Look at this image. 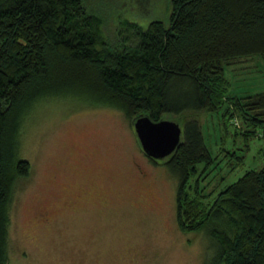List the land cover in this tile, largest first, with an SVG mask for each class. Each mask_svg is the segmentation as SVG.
<instances>
[{"label": "trees", "instance_id": "trees-1", "mask_svg": "<svg viewBox=\"0 0 264 264\" xmlns=\"http://www.w3.org/2000/svg\"><path fill=\"white\" fill-rule=\"evenodd\" d=\"M167 2V18L118 17L110 39L85 0H0V264H9L15 187L31 168L21 126L46 97L116 106L129 118L174 114L181 139L163 162L177 178L179 227L209 231L202 264H264V162L204 191L213 156L200 122L225 102L245 131L264 134V86L233 92L225 74L241 56L264 55V0Z\"/></svg>", "mask_w": 264, "mask_h": 264}, {"label": "rangeland", "instance_id": "rangeland-1", "mask_svg": "<svg viewBox=\"0 0 264 264\" xmlns=\"http://www.w3.org/2000/svg\"><path fill=\"white\" fill-rule=\"evenodd\" d=\"M85 2L102 16L110 39L120 16L145 23L169 10L167 0ZM225 74L233 92L264 86V55L241 56ZM226 105L200 115L213 156L202 169L204 191L264 162V134L250 135V125ZM136 135L116 106L60 97L34 104L20 131L19 151L31 168L12 198L9 264H202L212 253L209 231L179 227L177 178L163 162L167 156L148 158Z\"/></svg>", "mask_w": 264, "mask_h": 264}, {"label": "water", "instance_id": "water-1", "mask_svg": "<svg viewBox=\"0 0 264 264\" xmlns=\"http://www.w3.org/2000/svg\"><path fill=\"white\" fill-rule=\"evenodd\" d=\"M133 126L144 151L155 158L169 155L181 139L182 126L173 118L153 119L139 113L133 118Z\"/></svg>", "mask_w": 264, "mask_h": 264}, {"label": "flooded vegetation", "instance_id": "flooded-vegetation-1", "mask_svg": "<svg viewBox=\"0 0 264 264\" xmlns=\"http://www.w3.org/2000/svg\"><path fill=\"white\" fill-rule=\"evenodd\" d=\"M130 120H131V123H132V126H133V118H130ZM133 128H134V126H133ZM134 131H135V129H134ZM136 133V132H135ZM136 137H137V135H136ZM137 139H138V137H137ZM138 141H139V139H138ZM139 144H140V141H139ZM140 148L142 149V151L147 155V157L148 158H150L151 160H153L154 162H160V161H163V160H160V158H155V157H152V156H150L149 154H147L145 151H144V149L142 148V146H141V144H140ZM137 166H138V170L140 171V173L141 174H143V175H145L146 174V170H144L140 165H138L137 164ZM43 216H45V215H43Z\"/></svg>", "mask_w": 264, "mask_h": 264}]
</instances>
